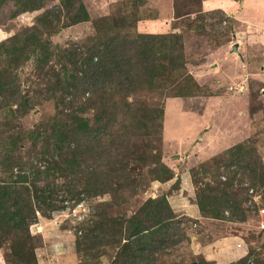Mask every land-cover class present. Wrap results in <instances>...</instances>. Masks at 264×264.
<instances>
[{
	"label": "rangeland",
	"instance_id": "1",
	"mask_svg": "<svg viewBox=\"0 0 264 264\" xmlns=\"http://www.w3.org/2000/svg\"><path fill=\"white\" fill-rule=\"evenodd\" d=\"M79 1L88 21L70 24L69 0H0V44L19 38L10 44L12 57L22 58L25 39L50 43L46 62L35 55L11 64L18 81L0 96V189L17 179L9 155L19 149L18 137L23 148L27 133L41 126L97 121L92 92L75 89L88 51L126 35L180 36L183 67L163 88L147 85L133 94L129 106L115 95L107 110L117 142L111 155L109 141L88 146L78 133L68 144L67 158L75 161L64 175L54 169L47 176L48 157H35L32 167L44 173L29 184L53 199L28 203L36 264H264V189L251 188L247 177L243 186L236 182V189L250 188L244 223L231 220L230 211L224 220L207 217L197 205L199 188L215 182L205 166L214 172L222 160L235 162L220 170L223 182L239 168L249 177L264 175V0ZM31 2L33 10L25 9ZM33 143L37 151L45 145ZM163 198L175 216L172 226L134 251L124 240L130 220ZM13 239L2 241L0 264H14Z\"/></svg>",
	"mask_w": 264,
	"mask_h": 264
},
{
	"label": "trees",
	"instance_id": "2",
	"mask_svg": "<svg viewBox=\"0 0 264 264\" xmlns=\"http://www.w3.org/2000/svg\"><path fill=\"white\" fill-rule=\"evenodd\" d=\"M65 7L68 14H71L68 18L70 24L88 21L83 2L69 0V3H65ZM33 8L31 2L25 9L33 10ZM76 11L77 13H75ZM16 40L18 41L19 38L8 39L0 44V96L4 95L5 91H8L18 81L15 72L17 70L11 68V64L17 66L19 60L21 64H24L35 55L37 56V62L41 64L40 62H46L50 57V43L42 39H34L32 42L25 39V44L22 45L24 47L21 48L22 58L12 57L9 54V47ZM181 42L182 37L180 36L137 34L116 38L105 45L91 49L85 54L86 57L83 59V63H80V69L83 67L85 70H82L84 74L79 77L75 89L76 92L81 90L84 94L88 91L92 92L93 98L90 102H94L96 106L98 105L100 112L97 121L91 126L81 122H79L80 125L74 122L70 126L66 124L68 128H61L57 123L41 126L37 130L27 133L28 137L26 139L29 140V143H25L23 148L18 142L24 143L25 140L17 138L16 144L19 145V149L12 151L9 155V173L13 177L14 167L17 168V179L10 182L8 188L0 189V245L8 235L14 237L13 246L9 248L11 250V262L14 264H36L33 248L30 245L29 225L32 220V214H30L32 211L29 209L28 203L33 200L38 202L53 201L52 196H50L51 193H44L46 190L39 189L34 182L32 185L29 184L32 177L44 173L40 168L32 167L35 157L40 156L41 161L46 160L48 157L47 162L51 166H48L47 176L54 169L64 175L66 171H69L68 167L71 168L75 161V159L67 158V149H71L68 144L73 142L78 133L86 139L85 142L88 146L95 143H97V146H104L109 141L108 148L111 151L109 155H111L112 150L117 146V142L112 140L113 124L108 119L107 110H111L113 104H115V95L125 97L124 102L129 106V98L133 97V94H137L139 90H143L147 85L151 91L163 88L162 83L169 81L171 73H175L183 67L180 62L182 55H179L183 50ZM176 53H178L177 56H175ZM73 64L74 66L78 65L76 62ZM144 118H148V115ZM37 139L38 142L42 140L43 145L45 144L40 151L36 150L38 144L33 143ZM70 153H72L71 150ZM233 163L235 162L225 163L222 160V162H218V169L214 172L205 166L206 177H213L215 182L214 185L206 184L205 187L199 188L197 205L201 213L207 217L224 220V214L230 211L231 220L234 219V221L244 223L248 219L247 210L244 208L247 200L245 194H249L250 188L243 189L240 187L236 189L235 184L239 182V185L243 186L247 177L252 182L251 188L264 189V175L260 173L261 176L258 177L257 172L254 171V175L249 177L239 168L237 171L228 172L226 181L219 180L222 176L220 170L231 167ZM27 170H30L31 173H28ZM240 174L243 178L239 179ZM168 176V179H170L173 174L170 175L169 173ZM47 193L50 197L44 195ZM95 194L99 196L103 195L104 192H95ZM150 204L153 205L151 212L146 211L147 215L143 216L142 219H138L139 215H137L130 220L131 230L124 240L127 244L135 245L134 251L143 248L147 238L150 237L151 240H149L153 241L159 231L170 228L172 220L175 219L165 198L153 199L148 202V205ZM151 222L152 226H149L148 224ZM94 223L96 224V222ZM186 224L188 225V223ZM156 227L158 228L154 233ZM93 233L92 230L87 232L83 243H87ZM120 257L123 258L124 255L120 254L117 259ZM133 259H135V256L128 258L131 262H133ZM206 264L210 263L206 262Z\"/></svg>",
	"mask_w": 264,
	"mask_h": 264
},
{
	"label": "water",
	"instance_id": "3",
	"mask_svg": "<svg viewBox=\"0 0 264 264\" xmlns=\"http://www.w3.org/2000/svg\"><path fill=\"white\" fill-rule=\"evenodd\" d=\"M238 47H239L238 45H235V46H234V52H236L237 54H239Z\"/></svg>",
	"mask_w": 264,
	"mask_h": 264
},
{
	"label": "built area",
	"instance_id": "4",
	"mask_svg": "<svg viewBox=\"0 0 264 264\" xmlns=\"http://www.w3.org/2000/svg\"><path fill=\"white\" fill-rule=\"evenodd\" d=\"M195 227H196V225H195ZM261 228L264 230V223H262Z\"/></svg>",
	"mask_w": 264,
	"mask_h": 264
},
{
	"label": "crops",
	"instance_id": "5",
	"mask_svg": "<svg viewBox=\"0 0 264 264\" xmlns=\"http://www.w3.org/2000/svg\"><path fill=\"white\" fill-rule=\"evenodd\" d=\"M233 241H236L235 239H233Z\"/></svg>",
	"mask_w": 264,
	"mask_h": 264
}]
</instances>
